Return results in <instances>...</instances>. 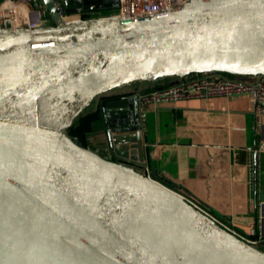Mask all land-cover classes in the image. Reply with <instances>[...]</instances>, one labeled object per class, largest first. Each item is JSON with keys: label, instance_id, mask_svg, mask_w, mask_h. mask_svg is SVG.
<instances>
[{"label": "water", "instance_id": "obj_1", "mask_svg": "<svg viewBox=\"0 0 264 264\" xmlns=\"http://www.w3.org/2000/svg\"><path fill=\"white\" fill-rule=\"evenodd\" d=\"M43 1L52 24L0 28V264H264L257 245L132 166L145 164L134 97L101 96L112 159L65 132L96 96L133 81L264 74V0L66 22Z\"/></svg>", "mask_w": 264, "mask_h": 264}, {"label": "crops", "instance_id": "obj_2", "mask_svg": "<svg viewBox=\"0 0 264 264\" xmlns=\"http://www.w3.org/2000/svg\"><path fill=\"white\" fill-rule=\"evenodd\" d=\"M175 79L164 76L130 82L104 95L125 94L131 98L138 90L165 86ZM101 100L99 97L94 107L102 126L96 139L102 148L96 152L112 159ZM94 109L87 114L81 111L77 116L94 113ZM253 109L250 95L148 104L145 124L140 125L145 164L132 166L184 194L221 226H228L238 235L246 236L253 228L256 236L261 237L257 246L264 251V221H258L260 206L264 204V149L260 146L264 143V131H256ZM254 142L258 154L256 167L251 149Z\"/></svg>", "mask_w": 264, "mask_h": 264}, {"label": "built area", "instance_id": "obj_3", "mask_svg": "<svg viewBox=\"0 0 264 264\" xmlns=\"http://www.w3.org/2000/svg\"><path fill=\"white\" fill-rule=\"evenodd\" d=\"M188 0H117L115 10L107 14H99L101 9H82L79 12L66 13L64 0H51L60 18L66 22L86 17L118 14L122 17H142L151 14L164 13L172 8L184 4ZM37 3L36 7L34 4ZM73 4V3H72ZM8 21L13 28L26 27L34 29L53 23L43 0H0V28ZM176 81L165 86L138 90L131 94L138 103V119L141 126L145 124L146 107L148 104L174 102L193 97H212L223 95H250L254 100V123L256 131H264V74L257 73L245 77L229 76L217 71H204L175 77ZM261 148L264 149V143ZM181 194V193H179ZM192 205L198 206L181 194ZM258 221H264L262 205L260 206ZM226 226V225H225ZM227 230L238 235L228 226ZM248 243L257 245L260 236H256L253 228L247 235H238Z\"/></svg>", "mask_w": 264, "mask_h": 264}, {"label": "rangeland", "instance_id": "obj_4", "mask_svg": "<svg viewBox=\"0 0 264 264\" xmlns=\"http://www.w3.org/2000/svg\"><path fill=\"white\" fill-rule=\"evenodd\" d=\"M101 1V0H99ZM105 1V0H103ZM115 9L113 7H105L102 8L99 12V14H107L110 13L112 11H114ZM138 81H133L132 83H137ZM98 99V97H95L88 106H86L82 111L84 112V114H87L89 112V110L94 109V107L96 106V100ZM96 109H94L95 111ZM96 115V119L94 121H91V128H89L88 131L85 132V139L82 142V140H77L75 138L74 139L76 142H78L79 144H81L82 146L91 149L93 151L96 152L97 149H101L102 148V144L99 143L96 139H98V136L100 137V129H102V126H100L99 124L101 123L100 120V116L98 114V109L94 112ZM80 128V127H78ZM65 132L67 133L66 129Z\"/></svg>", "mask_w": 264, "mask_h": 264}, {"label": "trees", "instance_id": "obj_5", "mask_svg": "<svg viewBox=\"0 0 264 264\" xmlns=\"http://www.w3.org/2000/svg\"><path fill=\"white\" fill-rule=\"evenodd\" d=\"M226 74V73H225ZM229 76H233L231 74H227ZM159 78L155 79L158 80ZM157 87L153 86L152 88ZM96 119L95 113L88 114L86 116L79 115L72 123L66 128L67 134L71 136L72 138H75L77 140H82V142L85 139V132L91 128V121H94ZM80 127V128H78Z\"/></svg>", "mask_w": 264, "mask_h": 264}, {"label": "flooded vegetation", "instance_id": "obj_6", "mask_svg": "<svg viewBox=\"0 0 264 264\" xmlns=\"http://www.w3.org/2000/svg\"><path fill=\"white\" fill-rule=\"evenodd\" d=\"M102 95H104V94H100V95H98V96H96V97H98V98H99V97H101Z\"/></svg>", "mask_w": 264, "mask_h": 264}]
</instances>
